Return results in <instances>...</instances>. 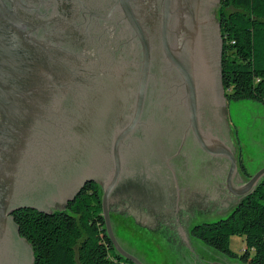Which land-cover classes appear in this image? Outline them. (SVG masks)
<instances>
[{"label": "water", "instance_id": "water-1", "mask_svg": "<svg viewBox=\"0 0 264 264\" xmlns=\"http://www.w3.org/2000/svg\"><path fill=\"white\" fill-rule=\"evenodd\" d=\"M218 3L0 0V264H34L14 213L65 208L96 180L89 171L97 155L112 161L102 197L107 234L121 255L144 264L119 243L109 201L120 149L149 116L178 123L170 119L181 110L184 143L191 130L205 152L229 160V193L245 198L257 188L264 168L234 186L239 148L222 81ZM81 171L67 199L61 178ZM236 205L192 213L183 228L226 218Z\"/></svg>", "mask_w": 264, "mask_h": 264}, {"label": "trees", "instance_id": "trees-1", "mask_svg": "<svg viewBox=\"0 0 264 264\" xmlns=\"http://www.w3.org/2000/svg\"><path fill=\"white\" fill-rule=\"evenodd\" d=\"M218 14L227 100L264 103V0H220ZM85 190L62 209L14 213L21 236L34 251V264H135L107 234L100 185L90 183ZM191 233L242 264H264V184L226 218L197 224ZM235 235L245 239L240 254L231 249Z\"/></svg>", "mask_w": 264, "mask_h": 264}, {"label": "flooded vegetation", "instance_id": "flooded-vegetation-1", "mask_svg": "<svg viewBox=\"0 0 264 264\" xmlns=\"http://www.w3.org/2000/svg\"><path fill=\"white\" fill-rule=\"evenodd\" d=\"M175 113L178 116L170 121L178 120V123L152 116L144 118L120 149L122 172L109 201L111 220L112 215H118L146 228L163 225L169 230L183 229L192 213L208 212L206 209L218 205H236L244 199L229 193L227 188L229 160L205 152L191 130L184 143L183 127L187 118L179 109ZM237 160L240 174L234 177L236 187L254 175L246 170L238 157ZM111 169L109 157L100 159L97 155L90 165L89 172L96 180L87 184H99L102 197L103 184ZM84 173L61 178V188L68 189L67 199L71 195L69 192L74 194L80 186ZM261 184H264V177L258 186ZM86 185L76 198L86 191ZM70 202L66 200L65 205ZM183 234L184 230H181L180 237L183 238Z\"/></svg>", "mask_w": 264, "mask_h": 264}, {"label": "rangeland", "instance_id": "rangeland-1", "mask_svg": "<svg viewBox=\"0 0 264 264\" xmlns=\"http://www.w3.org/2000/svg\"><path fill=\"white\" fill-rule=\"evenodd\" d=\"M227 110L235 129L239 160L249 173L255 174L264 166V103L233 100L227 102ZM112 224L121 246L144 264H242L239 258L228 256L194 237L190 229L169 230L163 225L146 228L118 215H112ZM181 230H184L183 238ZM244 248V237H231L234 252L240 254Z\"/></svg>", "mask_w": 264, "mask_h": 264}]
</instances>
